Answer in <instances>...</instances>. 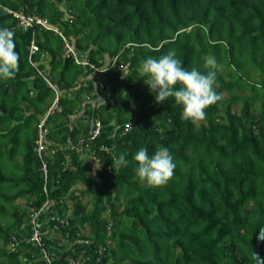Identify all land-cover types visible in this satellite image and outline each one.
I'll return each mask as SVG.
<instances>
[{"label": "trees", "instance_id": "16d2710c", "mask_svg": "<svg viewBox=\"0 0 264 264\" xmlns=\"http://www.w3.org/2000/svg\"><path fill=\"white\" fill-rule=\"evenodd\" d=\"M18 14L49 28L24 31ZM3 27L20 58L0 79V264H44L28 216L47 199L38 221L54 264H257L264 0H0ZM170 49L188 70L206 73L209 54L219 65L222 99L202 122L182 120L174 98L157 104L144 83L143 60ZM161 146L176 167L150 187L133 156ZM121 154L128 165L115 170Z\"/></svg>", "mask_w": 264, "mask_h": 264}, {"label": "clouds", "instance_id": "9594fccd", "mask_svg": "<svg viewBox=\"0 0 264 264\" xmlns=\"http://www.w3.org/2000/svg\"><path fill=\"white\" fill-rule=\"evenodd\" d=\"M19 58V53L16 51L15 33L7 27L0 28V79L14 78ZM204 68L207 69L206 73L196 68L191 70L184 68L177 58L176 51L170 49L159 57H147L143 60L140 71L146 77L144 83L155 95L157 104H163L169 98H174L175 103L182 106L181 119L195 124L204 121L207 108L222 99L214 88L219 65L213 55L209 54L204 58ZM126 156L127 154H121L113 159L115 170L122 166L127 167ZM133 160L137 164L134 169L136 176L150 187L166 184L172 178L176 167L172 153L164 146L159 147L152 155H149L147 148L141 147L134 154ZM44 203L34 210L41 209ZM49 205H51L50 201ZM13 239L8 247L12 251L19 244L17 239L16 241ZM14 241L16 245L12 248ZM56 257L58 259V256Z\"/></svg>", "mask_w": 264, "mask_h": 264}, {"label": "built area", "instance_id": "2783aa9c", "mask_svg": "<svg viewBox=\"0 0 264 264\" xmlns=\"http://www.w3.org/2000/svg\"><path fill=\"white\" fill-rule=\"evenodd\" d=\"M7 13H11L10 10H6ZM17 17L20 19V27H22V29L25 31L27 30L28 28H31L34 24L35 25H41L42 27H45V28H49L48 26V23L45 21V20H40V19H34V18H31V17H26L22 14H18ZM69 48V47H68ZM69 50L71 51V49L69 48ZM34 51H37V47L32 45L31 47V52H34ZM42 126H43V123H42ZM97 128L95 129L94 131V136L98 134V131H99V125L96 126ZM43 134L40 133L39 135V141H38V146L35 148L36 152L39 153V155L41 156V154H43V150H44V146H43ZM42 171L44 172V174L46 175V166L45 164L43 165V169ZM46 177V176H45ZM46 179V178H45ZM46 183V182H45ZM46 185V184H45ZM44 193L46 194L47 193V190L44 189ZM49 205V200L47 199L46 202L44 203V205L42 206L41 209L35 211L34 209H31V212H30V225H31V236L29 238V242L35 246L36 248H38L40 251H39V254H40V261L41 263H44V264H54L53 261L55 259H57L56 255L54 253H50L43 245L42 243V231L40 230V224H39V218H40V215L42 213V211L44 210V208H46L47 206ZM52 221L55 220V221H58L60 222L61 224H64L65 223V220L64 219H54L52 217L51 219ZM15 240V239H13ZM16 241V240H15ZM14 243L11 245L12 248L15 247L16 243ZM59 260V259H58Z\"/></svg>", "mask_w": 264, "mask_h": 264}, {"label": "water", "instance_id": "95a60500", "mask_svg": "<svg viewBox=\"0 0 264 264\" xmlns=\"http://www.w3.org/2000/svg\"><path fill=\"white\" fill-rule=\"evenodd\" d=\"M264 241V227L262 228L259 236L256 239L255 248H254V259L257 261V264H263L262 259H260V249Z\"/></svg>", "mask_w": 264, "mask_h": 264}, {"label": "rangeland", "instance_id": "374dc122", "mask_svg": "<svg viewBox=\"0 0 264 264\" xmlns=\"http://www.w3.org/2000/svg\"><path fill=\"white\" fill-rule=\"evenodd\" d=\"M93 161H86V163H88V175L91 177L95 176V172L97 170V167L95 164H92ZM75 189H83V186L81 184H78L77 186H75ZM17 203L23 204L22 201H17ZM89 228H87L86 233H88Z\"/></svg>", "mask_w": 264, "mask_h": 264}]
</instances>
